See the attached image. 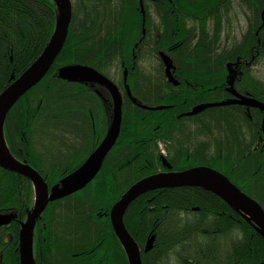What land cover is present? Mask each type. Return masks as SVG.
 Wrapping results in <instances>:
<instances>
[{
	"label": "trees",
	"instance_id": "obj_1",
	"mask_svg": "<svg viewBox=\"0 0 264 264\" xmlns=\"http://www.w3.org/2000/svg\"><path fill=\"white\" fill-rule=\"evenodd\" d=\"M143 4L145 21L140 0H73L57 61L7 115L12 156L38 169L51 191L99 145L108 106L98 84L61 77L59 69L85 64L110 79L113 67L120 71L124 116L118 143L92 182L51 202L42 214L34 232L35 264H130L110 210L132 185L163 166L160 141L175 168L216 167L264 208V111L226 105L184 115L198 104L229 99L230 85L264 102V81L252 67L264 61V0ZM57 14L54 0H0V93L43 52ZM241 15L247 28L235 38ZM161 52L173 58L179 85L166 78ZM149 55L158 61L155 74L140 64ZM126 68L137 100L166 108L133 103L125 91ZM35 201L31 180L0 166V213L15 216L0 228V264H20L22 222ZM124 222L144 253L143 264H264V237L201 187L147 192L131 203ZM151 231L155 246L145 253Z\"/></svg>",
	"mask_w": 264,
	"mask_h": 264
},
{
	"label": "water",
	"instance_id": "obj_2",
	"mask_svg": "<svg viewBox=\"0 0 264 264\" xmlns=\"http://www.w3.org/2000/svg\"><path fill=\"white\" fill-rule=\"evenodd\" d=\"M54 1L58 10V18L50 41L35 62L0 93V166L27 177L31 180L36 192L34 207L29 213L27 220L22 222L19 240L20 264H35L34 232L38 220L51 202L85 188L95 179L101 170L106 156L120 136L123 120V94L119 86L108 76L91 66L69 64L59 69L61 77L79 79L91 83L95 81L93 83H99L109 91L112 98L113 120L107 136L81 167L63 178L61 184L53 187V192L50 191L48 183L38 170L25 162H20L12 156L5 137L7 115L20 98L40 83L48 74L62 52L69 35L73 18V2L72 0ZM140 3L145 21L143 0H140ZM161 56L169 82L176 86L179 85V80L174 76L176 66L173 59L164 52H161ZM124 83L127 95L136 105L150 110L166 108V106L151 107L137 101L128 84L127 68L124 71ZM233 93L236 98H229L220 102L201 103L196 105L192 111L185 113V115L193 116L211 107L232 104L245 105L248 108H259L264 111L263 101L241 95L237 92ZM163 161L167 162V159L163 158ZM168 165L171 167L170 164ZM177 186L201 187L217 194L264 237V208L259 202L243 192L223 172L208 165H199L180 171L158 172L132 185L111 208L110 216L113 230L123 245L130 264H143V260L140 247L129 233L124 222V216L128 207L135 199L147 192ZM14 218L13 214L0 213V228L10 225ZM152 244L153 239L149 242L147 250L152 248Z\"/></svg>",
	"mask_w": 264,
	"mask_h": 264
},
{
	"label": "flooded vegetation",
	"instance_id": "obj_3",
	"mask_svg": "<svg viewBox=\"0 0 264 264\" xmlns=\"http://www.w3.org/2000/svg\"><path fill=\"white\" fill-rule=\"evenodd\" d=\"M167 55H169V54H167ZM169 56H171V55H169ZM172 58V57H171ZM173 59V58H172ZM175 64V63H174ZM95 84H98V83H94V85ZM103 88H105L104 86H103ZM230 88H231V90H230ZM105 90H106V92L110 95V93H109V91L107 90V88H105ZM227 90L229 91V93H230V95H231V97L230 98H236V96H235V94L233 93V92H237V93H240L241 95H244V96H248V97H250L251 95H249L248 93H242V92H239V91H237V90H235L234 89V87H233V85H230L229 87H227ZM99 92H101L100 90H98ZM126 91V90H125ZM121 92H122V94H123V91L121 90ZM132 92V91H131ZM106 93V95H104L103 97L105 98V101H106V103H107V112H106V114H105V124H106V132H105V135L102 137V138H100V142H99V145H98V147L100 146V144L102 143V141L104 140V137L105 136H107V133L109 132V130H108V126H111V123H112V120H113V107H112V98H111V95H110V101H109V99H108V94ZM126 94H127V92H126ZM133 94V93H132ZM128 96V95H127ZM134 96V95H133ZM129 97V96H128ZM135 97V96H134ZM124 98V97H123ZM136 98V97H135ZM253 98V97H252ZM130 99V98H129ZM137 99V98H136ZM132 102H133V100L132 99H130ZM138 101V100H137ZM138 102H140L141 104H144V102L142 103V101H138ZM134 103V102H133ZM123 104H124V99H123ZM144 105H148V104H144ZM232 105H240V104H232ZM149 106V105H148ZM243 106H245V105H243ZM245 107H247V106H245ZM248 108V107H247ZM251 108H253V107H251ZM256 109H259V108H256ZM249 111V110H248ZM185 115V114H184ZM123 116H124V114H123ZM187 116V115H186ZM111 120V121H110ZM122 123H123V120H122ZM107 124H108V126H107ZM110 129V128H109ZM121 129H122V126H121ZM102 130L99 132V134L101 135L102 134ZM119 139V138H118ZM117 143H118V140H117V142H116V144L114 145V146H116L117 145ZM113 146V148L110 150V152L115 148ZM98 147H96L93 151H91L90 153H89V155L87 156V158L85 159V162L88 160V158L96 151V149L98 148ZM159 153H160V155H161V161H162V167H160L159 169H158V172H169V171H180L181 169H178V168H175L171 163H170V161H169V159H168V157H170V154H169V150L167 149V147H166V145H165V143H163L162 141H160L159 142ZM109 152V153H110ZM108 153V154H109ZM108 156V155H107ZM106 156V157H107ZM163 158H166L167 159V162H164L163 161ZM106 159V158H105ZM105 161V160H104ZM84 162V163H85ZM26 163V162H25ZM83 163V164H84ZM104 163V162H103ZM27 164V163H26ZM82 164V165H83ZM168 164H170L171 165V167H169V165ZM81 165V166H82ZM30 166V165H29ZM80 166V167H81ZM103 166V165H102ZM78 169V168H77ZM77 169H75L74 171H76ZM74 171H72V172H74ZM71 172V173H72ZM157 172V173H158ZM71 173H69V174H71ZM42 175V174H41ZM68 176V175H67ZM94 180V179H93ZM92 182V181H91ZM164 189H166V188H164ZM48 208V207H47ZM110 212H111V210H110ZM125 217V216H124ZM110 218H111V216H110ZM39 221V220H38ZM38 223V222H37ZM249 223V222H248ZM112 224V223H111ZM250 224V223H249ZM37 225V224H36ZM251 225V224H250ZM252 226V225H251ZM253 227V226H252ZM154 230V229H153ZM130 233V232H129ZM131 234V233H130ZM131 236L133 237V235L131 234ZM118 238V237H117ZM153 239V244H152V248H150L149 250H147V248H146V250H145V253H147V252H149L150 250H152L153 248H154V246H155V241H156V233L155 234H153V231H151L150 232V234H149V236H148V239H147V241H146V243H147V247H148V245H149V242L151 241ZM136 241V240H135ZM137 242V241H136ZM122 245V244H121ZM123 246V245H122ZM140 247V246H139ZM124 248V247H123ZM125 250V249H124ZM140 250H141V255L143 254V252H142V249H141V247H140ZM126 252V251H125ZM128 257V256H127ZM143 260V259H142Z\"/></svg>",
	"mask_w": 264,
	"mask_h": 264
},
{
	"label": "rangeland",
	"instance_id": "obj_4",
	"mask_svg": "<svg viewBox=\"0 0 264 264\" xmlns=\"http://www.w3.org/2000/svg\"><path fill=\"white\" fill-rule=\"evenodd\" d=\"M72 2H73V0H72ZM144 10H145V8H144ZM145 13H146V11H145ZM238 24H239V26L234 31H232V33L235 34V38H240L241 34L243 32H245V30L247 28V20L245 19V17L243 15H241V18L239 19ZM226 34H228V33H226ZM140 64L143 67V69L147 71V73H151V74H155V71L158 68V61L156 60V58L151 57V55L144 56V59H142L140 61ZM252 67H253V72H254L255 76L258 79L264 81V61L258 60L256 62V64L252 65ZM110 76L118 84L119 80L121 79L120 78V71H119L118 67L112 68ZM95 85H97V84H95ZM96 87L98 88V90L101 91L102 94L106 95L107 92L103 88L102 85H97Z\"/></svg>",
	"mask_w": 264,
	"mask_h": 264
},
{
	"label": "bare ground",
	"instance_id": "obj_5",
	"mask_svg": "<svg viewBox=\"0 0 264 264\" xmlns=\"http://www.w3.org/2000/svg\"><path fill=\"white\" fill-rule=\"evenodd\" d=\"M144 12H145V10H144ZM58 15V14H57ZM144 16V15H143ZM56 21H57V19H56ZM195 22V21H194ZM66 44V43H65ZM134 55V54H133ZM57 61V60H56ZM83 65V64H82ZM85 65V64H84ZM167 78V77H166ZM15 79V78H14ZM68 79H70V78H68ZM73 81H75V80H73ZM94 82V81H93ZM92 82V83H93ZM117 84V83H116ZM98 85H100V84H98ZM118 85V84H117ZM124 85H125V83H124ZM119 86V85H118ZM130 87V86H129ZM176 87V86H175ZM120 88V87H119ZM120 90H121V88H120ZM43 98V97H42ZM124 99V98H123ZM51 104V103H50ZM85 110V109H84ZM102 112V111H101ZM100 112V113H101ZM155 112V111H154ZM159 113V112H158ZM103 114V113H102ZM88 115V114H87ZM99 115V114H98ZM154 116H155V114H154ZM141 117V116H140ZM153 117V116H152ZM165 118V117H164ZM140 119V118H139ZM111 121V120H110ZM164 122H165V120H164ZM7 127V126H6ZM110 128V127H109ZM109 128H108V130H109ZM134 128V127H133ZM150 129V128H149ZM153 129V128H152ZM127 130V129H126ZM134 131H135V129H134ZM121 133V132H120ZM108 134V133H107ZM182 134V133H181ZM7 137V136H6ZM106 137V136H105ZM104 137V138H105ZM8 140V139H7ZM9 141V140H8ZM103 142V141H102ZM140 142H141V140H140ZM10 143V142H9ZM10 146V145H9ZM98 147V146H97ZM115 147V146H114ZM12 148V147H11ZM225 149V148H224ZM12 150V149H11ZM12 154V153H11ZM222 157V156H221ZM195 166V165H194ZM216 168V167H215ZM188 169V168H187ZM38 170V169H37ZM50 177V176H49ZM65 177V176H64ZM60 183V182H59ZM58 183V184H59ZM49 184V183H48ZM57 184V185H58ZM50 186V185H49ZM56 186V185H55ZM62 186V185H61ZM50 188V187H49ZM130 189V188H129ZM53 189H51V191H52ZM246 192V191H245ZM219 197V196H218ZM228 204V203H227ZM44 219V218H43ZM14 223V222H13ZM46 235V234H45ZM111 239V238H110ZM45 240V239H44ZM14 241V240H13ZM42 242V241H41ZM110 243V242H109ZM101 245V244H100ZM115 251V250H114ZM144 254V253H143ZM114 256V255H113ZM90 261V260H89ZM114 261V260H113Z\"/></svg>",
	"mask_w": 264,
	"mask_h": 264
}]
</instances>
